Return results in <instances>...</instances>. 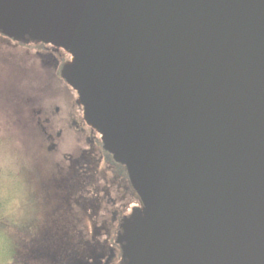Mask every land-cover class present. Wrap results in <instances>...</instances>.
Masks as SVG:
<instances>
[{"label": "water", "instance_id": "obj_1", "mask_svg": "<svg viewBox=\"0 0 264 264\" xmlns=\"http://www.w3.org/2000/svg\"><path fill=\"white\" fill-rule=\"evenodd\" d=\"M0 30L73 55L143 203L128 264H264V0H0Z\"/></svg>", "mask_w": 264, "mask_h": 264}, {"label": "flooded vegetation", "instance_id": "obj_2", "mask_svg": "<svg viewBox=\"0 0 264 264\" xmlns=\"http://www.w3.org/2000/svg\"><path fill=\"white\" fill-rule=\"evenodd\" d=\"M72 61L73 55L62 46L28 35L11 37L0 30V63L23 75L22 79L27 78L25 88L36 96V104H33L34 95L23 96L20 108L36 114L37 123H48L52 130L61 129L45 137L52 150V154L44 156L48 168L42 169L46 173V186H57L59 175L64 172L65 182L71 176L76 181L75 186L80 185L86 193L97 198L95 202L91 195H83L88 201L82 213L75 215L90 221L89 234L76 236L79 245L73 253L74 258L70 256L71 260L61 264H128L122 237L126 227L142 215L143 203L125 165L116 161L104 147L102 134L86 119L84 106L78 101V91L63 76L64 67ZM2 77L5 84L7 79ZM13 84L5 89L20 92ZM59 147L63 156L58 169L52 164L57 157L54 152ZM87 204L95 205L93 212L87 211Z\"/></svg>", "mask_w": 264, "mask_h": 264}, {"label": "rangeland", "instance_id": "obj_3", "mask_svg": "<svg viewBox=\"0 0 264 264\" xmlns=\"http://www.w3.org/2000/svg\"><path fill=\"white\" fill-rule=\"evenodd\" d=\"M2 76L7 79L5 84ZM21 76L0 63V223L5 227L11 220L14 224L10 230L0 228V264H61L74 258L79 245L76 236L89 234L90 221L75 214L82 213L88 201L83 195L94 196L75 186L71 176L65 182L64 172L57 186H46L44 156L52 150L45 137L61 129L52 130L48 123H37L36 114L26 108L22 111L21 98L35 94L26 90L27 78ZM12 83L20 92L5 89ZM61 153V147L56 149L52 166L58 167ZM92 207L87 204V211L93 212Z\"/></svg>", "mask_w": 264, "mask_h": 264}, {"label": "trees", "instance_id": "obj_4", "mask_svg": "<svg viewBox=\"0 0 264 264\" xmlns=\"http://www.w3.org/2000/svg\"><path fill=\"white\" fill-rule=\"evenodd\" d=\"M21 103H22V102H21ZM9 221H10V222H8V225H7V226H5V227H4L3 225H1V223H0V228H1V226H2V227H4V228H5V229H7V230H8V229H9V230H10V229H12V228H13V226H14V224L12 223V221H11V220H9ZM9 223H11V226H10V224H9ZM14 264H19V263H18L17 261H15V263H14ZM23 264H26V263H23Z\"/></svg>", "mask_w": 264, "mask_h": 264}]
</instances>
